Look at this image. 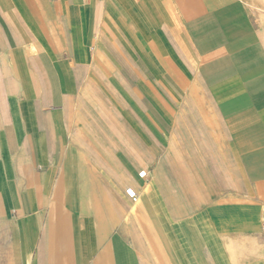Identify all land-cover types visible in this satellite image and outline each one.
Segmentation results:
<instances>
[{"label": "crops", "instance_id": "1", "mask_svg": "<svg viewBox=\"0 0 264 264\" xmlns=\"http://www.w3.org/2000/svg\"><path fill=\"white\" fill-rule=\"evenodd\" d=\"M0 264H264V0H0Z\"/></svg>", "mask_w": 264, "mask_h": 264}, {"label": "built area", "instance_id": "2", "mask_svg": "<svg viewBox=\"0 0 264 264\" xmlns=\"http://www.w3.org/2000/svg\"><path fill=\"white\" fill-rule=\"evenodd\" d=\"M132 197H133V199H134V200L136 199V196H135V194H132Z\"/></svg>", "mask_w": 264, "mask_h": 264}]
</instances>
